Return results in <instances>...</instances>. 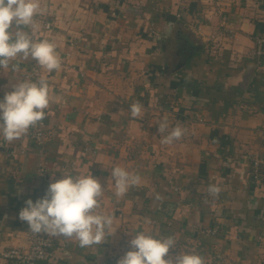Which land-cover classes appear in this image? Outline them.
I'll list each match as a JSON object with an SVG mask.
<instances>
[{
  "label": "crops",
  "instance_id": "crops-1",
  "mask_svg": "<svg viewBox=\"0 0 264 264\" xmlns=\"http://www.w3.org/2000/svg\"><path fill=\"white\" fill-rule=\"evenodd\" d=\"M39 4L24 30L54 43L61 67L43 68V144L30 134L37 123L12 142L0 135V249L27 244L20 210L67 171L100 182L97 211L113 224L90 247L50 235L54 256L39 264H117L140 232L175 241L166 259L194 252L204 264H264V176L252 173V159L264 158V54H255L264 0ZM33 63L0 68V99ZM136 102L141 113L132 117ZM176 127L181 138L162 143ZM117 166L140 176L119 198Z\"/></svg>",
  "mask_w": 264,
  "mask_h": 264
},
{
  "label": "clouds",
  "instance_id": "clouds-1",
  "mask_svg": "<svg viewBox=\"0 0 264 264\" xmlns=\"http://www.w3.org/2000/svg\"><path fill=\"white\" fill-rule=\"evenodd\" d=\"M39 0H0V68H9L10 61L36 60L48 72L59 70L61 58L56 45L49 40L33 39L24 28L33 24L39 12ZM13 25L15 30L13 31ZM17 64H12L13 71ZM50 85L46 78L24 79L12 85V91L0 99V135L7 142L20 139L30 127L45 118L44 110L49 106ZM141 105H131V116L138 117ZM167 122L158 124V131L167 129ZM183 135V130L174 128L162 139L171 144ZM60 179L52 174L51 182L42 198L33 202L28 199L19 212V219L26 221L32 233H45L53 237L75 238L80 247L98 245L106 238V230L113 224V217L98 212L103 196L100 182L92 175L73 176L62 172ZM111 176L115 182V195L123 197L130 186L140 182V176L117 166ZM209 191L218 193L211 187ZM159 198V196L157 197ZM127 251L117 264H204L203 258L194 252L180 253L165 258L170 249H175L171 237L156 238L150 233L140 232L130 240Z\"/></svg>",
  "mask_w": 264,
  "mask_h": 264
},
{
  "label": "built area",
  "instance_id": "built-area-1",
  "mask_svg": "<svg viewBox=\"0 0 264 264\" xmlns=\"http://www.w3.org/2000/svg\"><path fill=\"white\" fill-rule=\"evenodd\" d=\"M46 29L51 28V23L46 22ZM255 54H264V36H256L255 38ZM43 67L38 65L34 60L31 69L25 74L28 79L38 80L42 78ZM45 121L37 122L35 128L31 131V137L37 144L41 145L45 139ZM40 172H43V163H40ZM252 173L256 179L264 176V158L256 157L252 159ZM210 233H216L217 229L208 230ZM28 242L22 246H11L0 249V260L12 261L19 264H39L40 261L50 260L54 256L53 238L45 233H32L28 230Z\"/></svg>",
  "mask_w": 264,
  "mask_h": 264
}]
</instances>
